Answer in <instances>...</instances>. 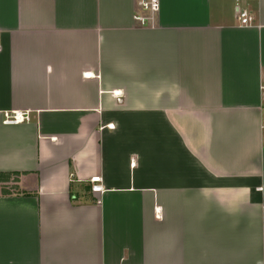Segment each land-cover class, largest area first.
I'll return each mask as SVG.
<instances>
[{"label": "crops", "instance_id": "1", "mask_svg": "<svg viewBox=\"0 0 264 264\" xmlns=\"http://www.w3.org/2000/svg\"><path fill=\"white\" fill-rule=\"evenodd\" d=\"M251 2L0 0V264H264Z\"/></svg>", "mask_w": 264, "mask_h": 264}, {"label": "built area", "instance_id": "2", "mask_svg": "<svg viewBox=\"0 0 264 264\" xmlns=\"http://www.w3.org/2000/svg\"><path fill=\"white\" fill-rule=\"evenodd\" d=\"M137 7V13L134 14V21L141 27L150 26L153 24L154 18L159 13L160 0H134ZM255 1V0H250ZM239 25L242 27L250 26L253 23V17L246 11L237 9ZM5 124L20 123L24 120L23 117L18 114H13L11 117H6ZM261 130L264 132V120L261 122ZM100 177H93L89 179L90 192L93 194H99L102 192L100 185Z\"/></svg>", "mask_w": 264, "mask_h": 264}, {"label": "trees", "instance_id": "3", "mask_svg": "<svg viewBox=\"0 0 264 264\" xmlns=\"http://www.w3.org/2000/svg\"><path fill=\"white\" fill-rule=\"evenodd\" d=\"M11 176L16 177V181L17 182V177H19L20 175L18 173H5V174H0V185H1V195H8L9 194V189L7 188V186L5 185L7 182V179Z\"/></svg>", "mask_w": 264, "mask_h": 264}, {"label": "rangeland", "instance_id": "4", "mask_svg": "<svg viewBox=\"0 0 264 264\" xmlns=\"http://www.w3.org/2000/svg\"><path fill=\"white\" fill-rule=\"evenodd\" d=\"M247 1V0H246ZM253 2V1H252ZM251 2V3H252ZM239 8H241V5H239ZM140 26V25H139ZM151 27H153V25H150ZM150 26H145V27H141V28H149ZM15 181H16V177H9L8 179H7V182H6V186H7V188L11 191V192H15V190L16 189H13V190H11L12 188H14V186H15ZM8 190V191H9ZM0 194H1V185H0Z\"/></svg>", "mask_w": 264, "mask_h": 264}, {"label": "water", "instance_id": "5", "mask_svg": "<svg viewBox=\"0 0 264 264\" xmlns=\"http://www.w3.org/2000/svg\"><path fill=\"white\" fill-rule=\"evenodd\" d=\"M237 10V9H236Z\"/></svg>", "mask_w": 264, "mask_h": 264}]
</instances>
